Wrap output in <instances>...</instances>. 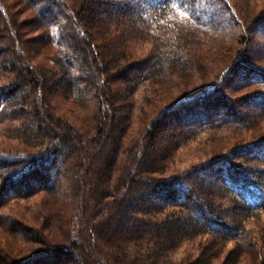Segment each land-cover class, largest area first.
<instances>
[{"label":"trees","instance_id":"1","mask_svg":"<svg viewBox=\"0 0 264 264\" xmlns=\"http://www.w3.org/2000/svg\"><path fill=\"white\" fill-rule=\"evenodd\" d=\"M26 1L46 34L31 33L39 27L28 29L0 0V70L9 77L0 85V119L16 122L18 140L15 150L0 152V198L14 189L24 197L42 190L55 226L46 235L24 230L40 250L17 260L0 249V264H171L176 246L200 233L210 236L180 264H237L243 251L254 253L261 240L244 220L264 210V137L184 174H158L196 123L264 112V67L250 52H237L223 76L185 92L193 77L207 75L198 70L205 56L180 25L198 36L239 24L264 39V8L251 20L230 0ZM253 83L263 88L239 99L252 110L237 107L229 93ZM146 86L140 100L153 105L150 115L160 101L167 108L134 119L137 92ZM90 103L86 121L67 114ZM142 118L144 130L132 127ZM235 154L241 159H231ZM219 187L227 204L214 199ZM72 216L76 235L66 229ZM232 237L241 239L221 256Z\"/></svg>","mask_w":264,"mask_h":264},{"label":"rangeland","instance_id":"2","mask_svg":"<svg viewBox=\"0 0 264 264\" xmlns=\"http://www.w3.org/2000/svg\"><path fill=\"white\" fill-rule=\"evenodd\" d=\"M4 1L10 7L9 9L14 11V13L17 15L16 17L18 21H22L25 26L28 27V29L36 26L39 27L31 33L46 34L47 28L45 29L44 27L46 25L43 24L42 21H40L39 24H35L36 21L32 19L34 14L32 4L29 6L26 0ZM230 2L235 3L236 7L242 11L247 19H251L259 10L264 8V0H230ZM40 3L44 4L46 3V0H42ZM251 20L248 21V24L251 22ZM187 27L188 26L186 25H180V29L187 37L186 40L189 43H197V45H195V50L201 56H205L202 63H200L198 70L200 74H205L207 77H198V79L196 76L193 77V80H191L190 84L185 86L187 87L185 92L198 89L199 86L205 85L206 83H212L213 80L223 76V69L225 68L226 64L233 61L237 52H250L255 58V60L253 59V63L255 65L264 67V39L262 33H259L252 38L250 34H245L243 28L238 24L237 26H233L228 30L222 31V33H218V35L201 34L197 36L193 33L192 29ZM23 29L24 34L26 33V30L25 28ZM242 32L248 37L246 44L243 39L240 38V33ZM138 45H141L142 48L147 49L150 44L146 41H140ZM50 46L55 49V46L49 42L46 47L49 48ZM253 49L254 51H252ZM256 49H259L260 51L257 52ZM44 53L45 47L43 50V54ZM49 53L50 52H48V54ZM5 55L6 52L0 54V61L3 60ZM209 58L212 59V61L208 62ZM8 79L9 77L7 73H4V71L2 72L0 70V85L5 83ZM146 87L147 88L140 87L137 92V108L134 113V119L139 114L142 116L149 114V117L151 118L155 115V113H159L161 110L163 111L167 108L165 105L166 101H160L156 105L154 104L156 106L154 111L156 112H153L151 116L150 113L153 111V105L149 106L145 103L141 104L140 100V97H143L144 93L148 94V92H150L151 87ZM262 88L263 87L261 85L253 83L250 86L239 88V91L229 93V96L232 98V100L238 101L237 103L240 105L239 99H241V97L248 95L253 89L261 90ZM172 93L173 98H176V96L180 94L178 93L177 89H173ZM91 105L93 104H83L82 109L77 108L67 114H70V117L74 120H88L89 114L92 111ZM237 107L246 109L248 105L242 103ZM248 108H250V111L252 110L251 107ZM249 115L250 117L246 120H240L236 118V121L233 123L212 122L211 124L206 125L196 123L197 128L193 127L191 129V135H189L187 140L174 150L172 157L166 162L165 169L161 172V174L158 175L172 176L184 174V172L189 171L193 167L198 168L200 165L204 164V162L210 160L213 157H220L227 154L229 150L237 145L254 142L263 138L264 112L262 110H254L251 111ZM145 118H142V120H134L135 122L132 123V127H137V130H144V128L147 126L145 123H143ZM15 123L16 122L11 119H0V152L15 150L14 148L17 147L18 140L14 137ZM231 159L239 160L241 158L235 154V156ZM212 191L214 192V199H220L218 201H221L223 204L228 203V199H230V197H228L227 193H222L220 187ZM22 193H24V190L14 189L13 191L4 193L0 198V249L10 254H17L15 256V259L17 260L29 257L33 252L40 250L38 248L39 244L32 243L27 240V237L25 236L29 235L30 233L27 234L24 230H29V228L30 231L40 230L44 235H46L48 230L55 226V224L53 226L50 225V222L53 221V218L52 216L48 215L49 212L47 211L46 205L48 201L46 197H43L45 192L38 190L31 196L26 197L22 196ZM61 197L63 199H68V201L72 200L69 198V195L63 194ZM69 208L70 207H68L67 210ZM74 219L75 217L72 216L71 223H68V226H66L69 235H76V230L78 231L80 228L79 224H73V222H75ZM244 226L250 236L253 235L255 238L264 241V210H254L252 215L248 216L244 220ZM209 236V233H200L191 239L182 241L176 246L174 251L170 253V263L180 264L187 256H194L199 249V241L205 242ZM239 239L241 238L232 237L223 241L221 256L236 243H239ZM261 241L258 242L257 249L254 253H251V255L246 251H243L239 257L241 260L238 261L237 264H250V262L253 260H255L257 264H264V253L262 252L264 249V243ZM215 262H217V260H215Z\"/></svg>","mask_w":264,"mask_h":264}]
</instances>
